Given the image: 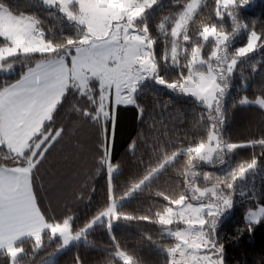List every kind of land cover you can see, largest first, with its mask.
Wrapping results in <instances>:
<instances>
[{
  "label": "trees",
  "instance_id": "obj_1",
  "mask_svg": "<svg viewBox=\"0 0 264 264\" xmlns=\"http://www.w3.org/2000/svg\"><path fill=\"white\" fill-rule=\"evenodd\" d=\"M17 12L34 15L39 29L52 40L62 38V34H72L74 22L68 21L54 6L43 0H7ZM185 0H156V3L136 22L142 27L146 21L151 37L157 42L159 75L166 80L179 76L185 59L179 56V66L171 58H162L170 46L171 36L166 31L175 19V13ZM239 3V0H237ZM214 0H201L199 12L191 21L188 32L197 43H202L207 53L213 47L212 40L200 41L197 32L202 24L216 20L224 23L227 31H232V20L221 21L214 17ZM238 20L249 27L255 19L257 30L264 29V0H248L240 11ZM163 22L164 28L158 25ZM247 31L241 25L228 42L229 51L246 40ZM5 42L0 40V44ZM179 43H182L180 41ZM54 55V54H52ZM51 58L48 53H17L0 60V90L18 81L27 69L39 60ZM238 67L229 80V88L224 97V122L221 132L225 140L246 139L264 132V119L257 113L255 105L232 106L241 92L252 96L264 89L253 88L264 78V46L244 57L238 58ZM256 64L253 70L252 65ZM134 101V102H133ZM207 109L191 95L179 93L155 81L154 78L140 82L133 95L126 102L113 105L102 97L96 79L88 81L83 92L71 86L68 81L63 99L55 105L49 118L32 136L21 154L10 152L0 139V167H21L29 162L30 186L38 211L49 225L69 217L73 230L81 227L104 203L108 195V173L104 164L106 150L110 152L116 168L110 173L114 195H119L130 180L137 178L149 162L159 155L160 150L187 147L200 139H206L209 124ZM135 142V149L128 145ZM38 144L33 153L34 147ZM252 149L240 147L233 152L223 150V158L206 164L197 160L192 177L193 182L203 184L204 171H222L240 159H246ZM33 155L31 156V154ZM258 166L250 170L235 184L232 207L219 221L214 241L223 245L226 264H264V218L254 225L253 231H241L246 206L255 202L264 204V156H259ZM186 157L181 154L164 173L153 177L150 182L127 198L116 200V209L135 214L152 215L161 207V199L156 190L168 193L179 191L177 181L183 186L180 175L185 167ZM222 161V162H221ZM222 163L221 167L218 164ZM253 195L255 200L252 199ZM112 231L136 256V264H164L166 259L160 244L169 242L166 235L154 224L143 220H117L112 223ZM144 233H148L146 237ZM42 245L34 248L35 238H24L16 243L22 249L12 261L7 251H0V264H41L58 248L57 237L51 238L48 229L42 234ZM84 241L73 243L45 264H73L76 255L85 264L94 258L90 252L94 246L109 241L103 218L82 234ZM150 237V238H149Z\"/></svg>",
  "mask_w": 264,
  "mask_h": 264
},
{
  "label": "snow or ice",
  "instance_id": "obj_2",
  "mask_svg": "<svg viewBox=\"0 0 264 264\" xmlns=\"http://www.w3.org/2000/svg\"><path fill=\"white\" fill-rule=\"evenodd\" d=\"M247 2L248 0H239V3L237 0H214V17L222 22L231 19L232 31H227L224 23L218 24L214 19L202 24L197 37L200 41L214 42L213 47L206 53L202 43H197L188 32L191 21L200 10V0H185L175 13L174 21L166 29L171 41L162 57H170L179 66V56L182 54L185 64L178 77L166 80L159 75L157 42L151 37L148 23L145 21L139 29L135 23L137 19L144 17L145 11L151 8L156 0H134L127 8H102L101 0H44L45 4L57 8L64 18L76 25L77 30L74 33L62 34V38L58 40H52L36 27L37 21L33 14L17 12L7 0H0V14L15 17L21 25L20 35L27 40V44H23L19 43L16 37L10 39L6 35L0 36V40L5 42L4 51L40 52L51 56L27 69L11 89L0 90L6 94L13 90L18 91L20 95L16 97L15 103L19 108L39 107L54 89H58V105L67 90V72H75L85 58L103 62L101 53L112 48L122 50L129 57L124 70L130 92L134 91L136 81L145 76L152 77L160 84L193 96L207 109L208 120L214 121L209 124L206 139H200L183 149L160 150L159 155L149 162L137 178L130 180L119 195L113 193L110 175L116 165L111 162V154L106 150L104 164L109 174L106 203L75 230L69 217L56 221L54 225L50 223L48 227L52 235L60 241L58 248L67 245L74 238H79L102 217L109 242L94 246V250L90 252L94 260L89 264H136L135 254L120 243L118 236L112 231V223L117 220H143L157 226L169 241L158 245L166 258L164 264H226L223 245L217 246L216 242L209 238V230L211 235H215L221 216L232 207L238 179L258 166L257 150L259 156H264V132L239 140H225L221 132L224 122V97L229 88V80L238 67V58L264 46V29H256L255 19L251 27L237 19ZM241 25L247 31L246 40L229 51L228 42ZM158 27L165 26L161 22ZM180 41L182 43H179ZM252 68L255 70L256 64H253ZM253 88L264 89V78L254 84ZM248 105H255L257 113L264 119V92H254L252 96L241 92L238 99L232 102L233 107ZM48 107H52L51 103ZM44 114L48 115L47 108L44 109ZM240 147L252 149L246 159H240L219 172L204 171L203 184L193 182V168L197 160L208 162L217 149L233 152ZM128 149H135L134 141L128 145ZM181 154L186 157L185 167L180 173L183 186L177 181L179 191L175 193L156 190L155 195L162 198L161 207L152 215H134L116 209L117 199L127 198L131 193L139 191L145 183L172 166ZM252 199L255 200L254 195ZM262 218L264 204L256 201L255 206H246L245 223L241 231L246 229L252 232L254 225ZM144 235L147 237L148 233ZM35 239L37 242L34 248H39L42 245V237L37 235ZM210 248L215 251H210ZM7 251L14 257L22 249L15 247L9 240ZM73 264H85V260L76 255Z\"/></svg>",
  "mask_w": 264,
  "mask_h": 264
},
{
  "label": "rangeland",
  "instance_id": "obj_3",
  "mask_svg": "<svg viewBox=\"0 0 264 264\" xmlns=\"http://www.w3.org/2000/svg\"><path fill=\"white\" fill-rule=\"evenodd\" d=\"M109 1L101 0L100 7L118 8L109 4ZM135 23L137 29L141 28V26L136 21ZM20 33H21V25L15 17L0 14V36L6 35L10 39L12 37H16L19 43L27 44V40L23 39ZM4 48H5V43L0 44V60L17 53H32V52H22V51L7 53L4 51ZM101 56L104 57L103 62H99L96 59H92V58H85L84 60H82L80 67L76 69L75 72H73L72 70H69L67 72L66 81L70 80L71 86H75V87L77 86L80 88L81 91L84 92L88 87V81L90 79H96L100 85L102 91V97L106 101V103L110 101L113 103V105H115L117 103L128 101L135 91L134 89V91L130 92L129 88L127 87V74L124 70V65L127 63L129 57L122 50L120 49L113 50L112 48H109L106 51L102 52ZM69 68L71 69L70 65ZM149 78L152 77L145 76L143 79L136 81V86L143 80ZM13 84L8 85L2 88L1 90L11 89ZM57 91L58 89H54L51 92H49L48 95L45 97L44 102L39 107L32 106L31 110L26 109L24 111H23L24 108L23 109L19 108L15 103L16 97L20 95L18 91L13 90L7 94L4 93L3 91H0V138L10 152L14 154H21L22 150L24 149V147L27 146L32 136L40 129L42 124L49 118L52 110L56 105V100L59 99V97L56 95ZM178 92L182 94H186L179 90ZM8 99L9 100L13 99V102L9 105H6V100ZM49 103H51L52 107H48ZM29 107L30 106H28V108ZM45 108H47L48 110V115L44 114ZM37 147L38 144H36V146L34 147L33 153L35 152ZM183 148L185 147H182L180 149ZM223 150L224 149H217L216 152L213 154L211 160L208 162H205L202 159L199 161H202L203 163L206 164L213 163L214 160L220 161L223 158ZM33 153L31 154V156L33 155ZM31 165L32 163L29 162L28 165L26 166L24 165L19 167V169L17 170H13L16 172H6V201L5 200L3 201L4 203H6V207H8L9 204H11L10 207H14L19 202L17 199L18 197H16L15 195H12L11 197L8 196L23 189L25 183L24 178L25 179L28 178L26 176V173H28V171L30 172L29 169ZM221 166L222 163L218 164V167ZM8 180H11L10 182L11 184L7 183ZM26 183L27 185H29L28 181H26ZM0 197H1V193H0ZM28 219H26L27 222ZM101 219L102 217L99 220H97V222L100 221ZM23 220L24 219L14 221L10 225V231L13 232L21 228H24L26 224L23 222ZM35 220H33V222H35ZM94 224L87 230L91 229L94 226ZM45 229L49 230L51 238L55 237L52 235L51 229L48 227V225L43 230H41L37 235L40 236L42 234V231H44ZM82 234L80 235L79 238H74L70 240V242L67 245L57 248L55 252L52 255H50L41 264H45L49 262L56 254H58L59 252H61L71 244L84 241ZM37 235H34V237H36ZM209 238L214 241V235H211V230H209ZM210 251L213 250L210 248ZM19 254L20 252L15 254L14 257L10 256L11 260L13 261Z\"/></svg>",
  "mask_w": 264,
  "mask_h": 264
},
{
  "label": "crops",
  "instance_id": "obj_4",
  "mask_svg": "<svg viewBox=\"0 0 264 264\" xmlns=\"http://www.w3.org/2000/svg\"><path fill=\"white\" fill-rule=\"evenodd\" d=\"M106 1H109V0H106ZM133 2L134 0H110L109 4H111L114 7L124 6L125 8H127ZM66 84L68 85V81H66ZM12 102H13V99L12 100L8 99L6 100V105L11 104ZM31 107L32 106H30L29 108L26 107L24 109L23 108L21 109H23V111L26 109L31 110L32 109ZM17 169H19V167H0V193H1V197H0V201H1L0 202V251L2 250L7 251V244L9 240L16 247V243L18 241L24 238H30V237L33 238L34 235H37L41 230H43L47 226V224L44 222L43 218L41 217L38 211L37 205L35 203V200L31 192L29 171L28 173H26V176L28 178L27 179L24 178V182H25L24 186L26 188L23 186L22 190H19L18 192L14 194H10L8 196V197H11L12 195H15L16 197H18L17 199L19 202L14 207H10L11 204H9V206L6 207V203L3 202L4 200L6 201V172H16L13 170H17ZM11 180H8L7 183L11 184L10 183ZM26 181H28L29 185H27ZM22 219H24L23 222L26 224V226L17 231H13V232L10 231V225L14 221L22 220ZM26 219H28V222L26 221ZM32 219L33 220L36 219L35 222H33Z\"/></svg>",
  "mask_w": 264,
  "mask_h": 264
},
{
  "label": "flooded vegetation",
  "instance_id": "obj_5",
  "mask_svg": "<svg viewBox=\"0 0 264 264\" xmlns=\"http://www.w3.org/2000/svg\"><path fill=\"white\" fill-rule=\"evenodd\" d=\"M210 250V249H209ZM213 251H215V249H212Z\"/></svg>",
  "mask_w": 264,
  "mask_h": 264
},
{
  "label": "water",
  "instance_id": "obj_6",
  "mask_svg": "<svg viewBox=\"0 0 264 264\" xmlns=\"http://www.w3.org/2000/svg\"><path fill=\"white\" fill-rule=\"evenodd\" d=\"M211 249H214V248H211Z\"/></svg>",
  "mask_w": 264,
  "mask_h": 264
}]
</instances>
